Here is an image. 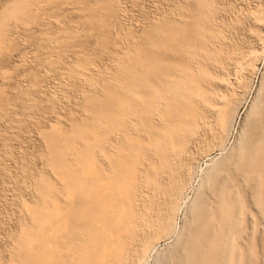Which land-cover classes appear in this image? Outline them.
Returning a JSON list of instances; mask_svg holds the SVG:
<instances>
[{
    "label": "bare ground",
    "instance_id": "obj_1",
    "mask_svg": "<svg viewBox=\"0 0 264 264\" xmlns=\"http://www.w3.org/2000/svg\"><path fill=\"white\" fill-rule=\"evenodd\" d=\"M175 2L162 18L142 24V38L128 60L118 56L104 92L84 88L89 117L72 116L67 129L40 127L55 178L44 173L41 198L25 202L30 221L10 236V264H138L173 233L193 164L226 140L241 103L238 87L264 51L262 7ZM31 3L8 0L0 20H28ZM70 4L91 28L103 29L96 43L119 54L117 0ZM249 20L239 36L236 25ZM23 30L24 40L37 39L38 29ZM248 31L259 48L249 45ZM90 63L78 59L75 71L86 74ZM73 69L65 73L71 77ZM256 92L237 145L208 170L187 221L157 264H264V245L253 241L264 225V77ZM5 101L0 94V104ZM81 139L85 148L71 158Z\"/></svg>",
    "mask_w": 264,
    "mask_h": 264
},
{
    "label": "rangeland",
    "instance_id": "obj_2",
    "mask_svg": "<svg viewBox=\"0 0 264 264\" xmlns=\"http://www.w3.org/2000/svg\"><path fill=\"white\" fill-rule=\"evenodd\" d=\"M7 1L0 0V11L3 3ZM29 1L33 6L29 8L28 20L11 17L0 20V94L6 98L5 103L0 104V264H10L7 250L13 243L10 236L19 233L21 222L30 221L25 202L34 203L36 199L41 198L37 192L41 176L46 173L55 178L46 155L47 145L40 127L49 128L54 123L67 129L70 127L69 120L72 116L77 119L89 117L90 113L85 111L84 88L88 87V90L94 91L93 89L98 87L100 92H104L101 85L105 81H111L113 72L118 70V56L128 60L130 52L134 50L133 42L142 38V24L146 21L153 22L157 17L162 18L166 9L176 3V0H117V17L114 19L119 31V44L116 46L118 54L96 43L95 40L103 34V29L91 28L89 20L83 19L84 16L77 17L72 11L71 0ZM216 2L220 6H258L264 10V0ZM99 12L105 22L104 9L101 8ZM41 24L43 28L39 30ZM250 24V20L237 24L236 33L242 36V29H249ZM26 26L32 30L38 29L37 39L30 36V41L24 40L22 32ZM247 35L250 39L249 45L259 48L254 32L248 31ZM83 38L86 39L84 45L81 42ZM50 58L55 62H50ZM65 59L70 62L66 63ZM78 59L84 60L85 63L91 62L89 68L84 71L86 74L75 71ZM65 67L74 68L71 72L73 76L65 73ZM89 75L94 81H88ZM262 77L264 51L259 55L254 69L249 70L244 89L238 87L243 96L241 95V103L232 119L226 140L221 146L214 145L203 151L197 156V160L193 161L191 182L189 181L182 194L173 233L160 239L148 252L147 257L138 264H157L160 253L173 245L176 235L188 219V210L198 188L204 185L208 170L217 162H221L242 136L245 117L257 95L256 90ZM238 80L239 77L236 79L237 85ZM79 144L80 150H73L71 158L85 148L86 141L81 139ZM176 157L173 153L168 162H174ZM254 236L256 245H264L263 224L257 225Z\"/></svg>",
    "mask_w": 264,
    "mask_h": 264
}]
</instances>
